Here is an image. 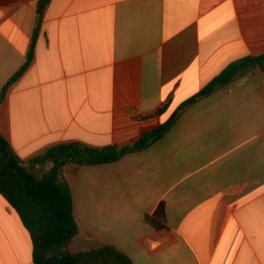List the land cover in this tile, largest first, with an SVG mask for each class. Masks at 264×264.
Instances as JSON below:
<instances>
[{
  "label": "crops",
  "instance_id": "1",
  "mask_svg": "<svg viewBox=\"0 0 264 264\" xmlns=\"http://www.w3.org/2000/svg\"><path fill=\"white\" fill-rule=\"evenodd\" d=\"M40 1L0 0V134L23 159L67 141L134 145L231 63L264 54V0H49L34 58L8 86ZM168 99L162 116L135 119ZM63 174L80 228L72 253L264 264V71L193 103L145 150ZM91 186L110 198L78 197ZM33 251L0 192V264H35Z\"/></svg>",
  "mask_w": 264,
  "mask_h": 264
},
{
  "label": "trees",
  "instance_id": "2",
  "mask_svg": "<svg viewBox=\"0 0 264 264\" xmlns=\"http://www.w3.org/2000/svg\"><path fill=\"white\" fill-rule=\"evenodd\" d=\"M48 3L49 0H41L38 4L37 23L27 61L8 86L24 73L34 58ZM255 66L264 71V54L231 63L200 92L184 101L170 119L157 129L143 133L139 141L131 146L96 147L80 141H67L53 144L32 157L23 159L0 134V192L30 232L34 245V263L134 264L128 255L111 245L77 253L69 250V243L79 234L80 228L75 221L72 192L64 177V168L70 164L92 166L112 163L126 154L145 150L162 138L184 109L210 95L217 88L230 84L241 72ZM4 97L5 89L0 96V103ZM170 102L171 99H168L153 112L137 114L134 117L137 120H148L162 116Z\"/></svg>",
  "mask_w": 264,
  "mask_h": 264
},
{
  "label": "rangeland",
  "instance_id": "3",
  "mask_svg": "<svg viewBox=\"0 0 264 264\" xmlns=\"http://www.w3.org/2000/svg\"><path fill=\"white\" fill-rule=\"evenodd\" d=\"M164 119H166V117ZM77 195H78L79 198H85L86 196L87 197H91V198H93V197H95V198L103 197L102 199H106L107 197H108L107 199L110 198V196H108L107 194L106 195H102L100 193V191L98 190V188L95 187V186L89 187L88 188V193L86 192V190H84V191L78 192ZM103 209L109 212V210L111 209V207L108 206V205H106L105 207H103ZM111 217L112 216H106L107 219H109Z\"/></svg>",
  "mask_w": 264,
  "mask_h": 264
}]
</instances>
